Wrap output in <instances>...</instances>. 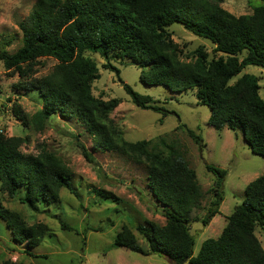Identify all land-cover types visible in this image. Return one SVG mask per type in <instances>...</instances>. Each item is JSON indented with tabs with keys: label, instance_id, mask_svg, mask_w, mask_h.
<instances>
[{
	"label": "trees",
	"instance_id": "1",
	"mask_svg": "<svg viewBox=\"0 0 264 264\" xmlns=\"http://www.w3.org/2000/svg\"><path fill=\"white\" fill-rule=\"evenodd\" d=\"M226 0H36L30 16L20 23L21 46L8 51L12 41H0V62L25 80L20 88L36 94L42 103L31 122L42 129L56 115L77 116L104 151L130 157L145 165L148 188L166 208V223L159 227L138 226L149 249H143L132 230L126 226L114 240L115 247H125L143 256L160 255L174 264H264V248L257 236L264 229V176L248 184L245 199L228 217L218 238L204 241L194 256L196 240L191 233L189 216L201 207L204 197L197 172L190 166L176 143L159 150L152 141L129 142L111 118L119 99L105 101L94 96L93 83L100 78L97 62L88 53L106 60L105 70L120 77L111 58L130 60L143 69L140 81L147 86H163L172 93L196 90L199 105L209 107V124L218 132L225 128L242 132L251 151L264 157V99L259 79L252 74L238 77L248 66L264 69V0L253 6V13L236 17L222 7ZM182 25L193 35L209 40L215 52L210 59L203 47L193 53L190 62L181 60L182 50L169 28ZM57 61L53 71L39 79L35 73L39 59ZM123 88L132 102L144 110L168 112L155 105L152 97L136 92L127 83ZM19 87V86H18ZM11 102V100H9ZM14 116L24 126L29 119L14 103ZM197 145L204 146L202 135L187 128ZM23 139L7 137L0 131V191L18 199L31 210L60 201L62 190L76 194L73 173L58 156L46 150L38 155L21 151ZM85 159L92 155L79 143ZM215 176L213 200L202 224L207 227L220 214L224 201V181L228 170L206 165ZM25 192V195L22 194ZM0 219L11 231L15 242L27 244L28 250L39 247L49 228L37 223L29 226L15 211L0 205ZM65 229H68L64 225ZM28 254H31L28 252ZM0 264H21L7 260Z\"/></svg>",
	"mask_w": 264,
	"mask_h": 264
},
{
	"label": "rangeland",
	"instance_id": "2",
	"mask_svg": "<svg viewBox=\"0 0 264 264\" xmlns=\"http://www.w3.org/2000/svg\"><path fill=\"white\" fill-rule=\"evenodd\" d=\"M35 2L0 0V41L3 38L12 41L7 48L10 53L21 46L20 23L30 16ZM259 4V0H226L222 7L239 17L252 14V7ZM168 30L182 50V61L190 62L193 53L200 47L205 49L210 59L223 56L215 52V45L209 40L193 35L180 24H174ZM87 56L97 62L100 72V78L93 83L94 96L105 101H121L111 118L121 128L124 138L129 142L152 141L156 148L166 152L163 140L167 144L176 143L197 172L204 197L201 207L189 216L191 233L196 240L194 256H197L204 241L222 234L228 217L244 201L248 184L264 176V157L251 151L242 132L234 133L227 128L218 132L214 129L209 124L211 111L209 107L198 104L196 90L172 93L163 86H147L140 81L142 68L130 60L111 58L110 63L121 72L118 77L115 72L103 68L106 60L100 55L88 53ZM56 64L57 61L51 58L39 59L34 67L35 73L29 79L50 74ZM244 74H252L259 79L260 95L264 99V69L248 66L230 84ZM121 81L139 94L152 97L156 106L168 112L167 116L163 117L162 112L137 107ZM25 83L15 71L6 70L0 62V131L7 137L22 138L21 151L24 154L38 155L46 150L60 157L73 173L72 186L76 194L62 190L58 203L39 205V211L35 212L17 198L10 199L0 191L1 206L18 212L29 226L43 223L49 228L43 243L34 250H28L27 244L14 241L11 231L0 219V262L174 264L164 256H143L114 245L117 234L126 226L135 234L138 244L148 250L149 244L138 226L149 228L153 223L162 227L166 223V208L148 188L145 165L136 164L126 155L97 147L95 137L77 116L65 118L59 114L48 119L42 129L36 128L31 118L43 105L36 94L26 93L20 88V84ZM14 103L21 106L29 125L24 126L14 116ZM183 125L202 135L204 146L197 145L182 128ZM79 143L92 155L94 163L85 159ZM206 165L228 170L220 214L207 227L201 221L213 200L215 176L206 169ZM22 194L25 195V192L22 191ZM256 233L264 248V229L259 227Z\"/></svg>",
	"mask_w": 264,
	"mask_h": 264
},
{
	"label": "water",
	"instance_id": "3",
	"mask_svg": "<svg viewBox=\"0 0 264 264\" xmlns=\"http://www.w3.org/2000/svg\"><path fill=\"white\" fill-rule=\"evenodd\" d=\"M186 263V260H184L183 262H182V264H185Z\"/></svg>",
	"mask_w": 264,
	"mask_h": 264
}]
</instances>
